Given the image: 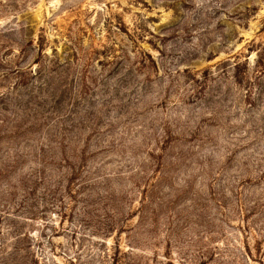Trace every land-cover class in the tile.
<instances>
[{
  "label": "rangeland",
  "instance_id": "rangeland-1",
  "mask_svg": "<svg viewBox=\"0 0 264 264\" xmlns=\"http://www.w3.org/2000/svg\"><path fill=\"white\" fill-rule=\"evenodd\" d=\"M0 264H264V0H0Z\"/></svg>",
  "mask_w": 264,
  "mask_h": 264
}]
</instances>
